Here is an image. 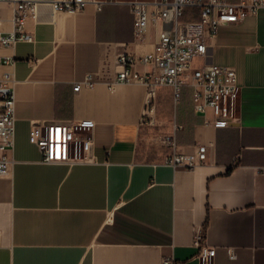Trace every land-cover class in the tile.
<instances>
[{
  "label": "crops",
  "instance_id": "1",
  "mask_svg": "<svg viewBox=\"0 0 264 264\" xmlns=\"http://www.w3.org/2000/svg\"><path fill=\"white\" fill-rule=\"evenodd\" d=\"M34 1L23 22L33 42L0 47L15 63L0 76H14L17 100L12 172L0 177V264H205L199 238L215 249L211 264H264V8L219 29L211 61L236 69L241 96L235 123L216 127L188 92L177 102L170 88L153 95L117 81L119 55L141 60L168 27L136 36L132 4L162 0H95L77 13ZM17 6L0 0L2 32L14 31ZM37 121L93 124L74 132L92 160L42 163L30 141ZM166 137L181 154L207 146V160L166 165Z\"/></svg>",
  "mask_w": 264,
  "mask_h": 264
},
{
  "label": "built area",
  "instance_id": "2",
  "mask_svg": "<svg viewBox=\"0 0 264 264\" xmlns=\"http://www.w3.org/2000/svg\"><path fill=\"white\" fill-rule=\"evenodd\" d=\"M11 1V0H2ZM15 29L13 32L0 30V47L10 48L21 42H33V37L23 27L24 20L33 12L38 3L34 0H15ZM95 0H44L56 10L82 12ZM135 17L134 33L143 36L151 24L168 25L160 34V40L153 53L141 60L122 53L119 61L124 69L119 72L117 81L125 84L139 82L155 95L159 88L173 90L175 101L179 102L186 90L196 114L203 116L205 125L227 127L235 123L239 107L241 87L238 75L231 66L214 64L211 49L218 37L219 29L225 25L240 24L248 17L255 16L264 8V0H241L237 4L227 0H162L153 4L135 2L132 4ZM152 8V9H151ZM140 62L151 66L144 74L134 72L133 67ZM9 58L0 59V65L12 66ZM83 85H91L87 78L75 85L79 92ZM15 79L11 73L0 76V177L9 176L13 161L9 153L16 140ZM147 117L146 113L145 116ZM145 122L143 118V123ZM91 123H32L30 141L41 152L42 163H86L90 162V143L75 137L74 132L89 129ZM181 125L176 130H183ZM164 143L173 149L165 164L174 169H195L204 164L208 147L198 145L188 153H178V144L173 137H166ZM201 244V256L205 264H211L215 249ZM235 258V256H232ZM164 264H174L165 260Z\"/></svg>",
  "mask_w": 264,
  "mask_h": 264
},
{
  "label": "rangeland",
  "instance_id": "3",
  "mask_svg": "<svg viewBox=\"0 0 264 264\" xmlns=\"http://www.w3.org/2000/svg\"><path fill=\"white\" fill-rule=\"evenodd\" d=\"M184 93H187V91L185 90Z\"/></svg>",
  "mask_w": 264,
  "mask_h": 264
}]
</instances>
